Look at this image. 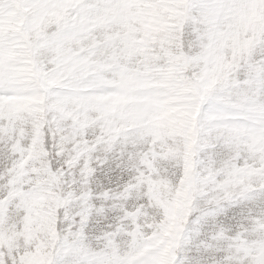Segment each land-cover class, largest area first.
<instances>
[{"label": "snow or ice", "instance_id": "obj_1", "mask_svg": "<svg viewBox=\"0 0 264 264\" xmlns=\"http://www.w3.org/2000/svg\"><path fill=\"white\" fill-rule=\"evenodd\" d=\"M264 264V0H0V264Z\"/></svg>", "mask_w": 264, "mask_h": 264}, {"label": "rangeland", "instance_id": "obj_2", "mask_svg": "<svg viewBox=\"0 0 264 264\" xmlns=\"http://www.w3.org/2000/svg\"><path fill=\"white\" fill-rule=\"evenodd\" d=\"M26 264H44V258L41 254L37 253L27 258Z\"/></svg>", "mask_w": 264, "mask_h": 264}]
</instances>
